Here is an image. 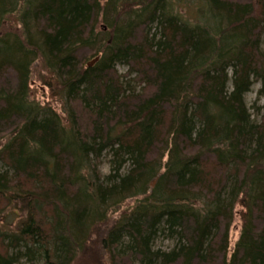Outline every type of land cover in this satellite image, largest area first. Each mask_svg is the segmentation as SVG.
Wrapping results in <instances>:
<instances>
[{"label":"trees","instance_id":"1","mask_svg":"<svg viewBox=\"0 0 264 264\" xmlns=\"http://www.w3.org/2000/svg\"><path fill=\"white\" fill-rule=\"evenodd\" d=\"M37 60L65 121L29 100ZM257 83L264 0H0V213L27 215L0 231V264H71L133 199L101 233L112 264H264Z\"/></svg>","mask_w":264,"mask_h":264},{"label":"rangeland","instance_id":"2","mask_svg":"<svg viewBox=\"0 0 264 264\" xmlns=\"http://www.w3.org/2000/svg\"><path fill=\"white\" fill-rule=\"evenodd\" d=\"M100 1L101 3L106 2V0ZM183 6L186 7L185 4ZM184 12L185 11H181L182 14ZM188 14L190 15V17H193L191 15V12ZM192 14L195 13L192 12ZM10 17L11 18H8L7 22H4L2 30L3 32L11 34L16 25L12 20L13 16ZM96 28L98 31H101V33H107L108 31V29L104 27V23H102L101 20L97 23ZM91 61H93V59ZM33 65L34 66L31 68V81L29 84V100L35 102L36 104H39L40 107L43 109L47 107L50 108L58 115L60 119H62L63 117L67 116L68 113L64 112L59 102H57V96L55 93L57 91V88L55 87L56 83L54 82V80L51 79V76H49L48 72L45 71L44 66L42 65V62L40 60H37ZM117 71L121 74H124L125 69L121 66H118ZM50 87L54 89L53 92L51 91L52 88ZM261 87V84H255V86L251 88V92L245 96L247 109L249 110V113L253 116V119H255L256 121L259 119V114L257 113V111H259L260 114H263L262 109L264 107V95L260 93ZM42 114L44 115V112ZM2 146L3 141H0V148ZM108 161L109 156H104L101 164L98 167V172L101 177L107 176L110 173V166L108 164ZM156 182L157 178L153 179L149 183V187L155 188ZM135 203L136 199L126 201L122 204L119 210H117L114 214H111V218L108 219L106 223L100 224L98 228H95L89 242L86 243L82 251L78 252V255L74 259L75 261H73V263L71 264H112V260L109 254L104 251L101 247V233L110 229L114 222H116V220L123 214V212L126 211L128 213V210L132 206H134ZM14 205L15 204H11V206L4 204L3 208L1 209L0 231L2 233L12 234L13 232H15L14 230L16 228V225L19 224V222H24V220H27V215H25L26 213H22V215L17 210L18 207H15ZM239 211L240 208L236 210V213H239ZM234 218L235 220L233 221L230 227L229 234L230 250L234 248V245L236 244L241 231L240 218L237 215H235ZM154 246L156 250L160 249L161 251H168L170 250V248H172L173 244L172 242H168V240L160 237L157 241H155ZM230 252L231 251H229V253Z\"/></svg>","mask_w":264,"mask_h":264},{"label":"bare ground","instance_id":"3","mask_svg":"<svg viewBox=\"0 0 264 264\" xmlns=\"http://www.w3.org/2000/svg\"><path fill=\"white\" fill-rule=\"evenodd\" d=\"M99 60V58H95V59H93V61H91V62H89V64H88V68H92L95 64H96V62ZM120 75V74H119ZM57 112V111H56ZM263 117V116H262ZM64 119V121H65V118H63ZM63 122V121H62ZM68 122V121H67ZM65 123V122H64ZM143 200V199H142ZM91 208V207H90ZM235 214V213H234ZM5 219V218H4ZM108 227V226H107ZM106 227V228H107ZM10 228V227H9ZM109 231V230H108ZM231 251V250H230Z\"/></svg>","mask_w":264,"mask_h":264}]
</instances>
